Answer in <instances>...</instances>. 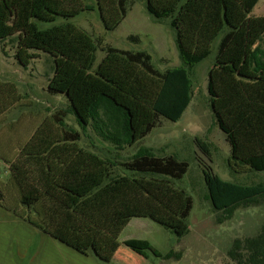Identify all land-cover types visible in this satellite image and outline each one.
I'll use <instances>...</instances> for the list:
<instances>
[{"label": "trees", "instance_id": "16d2710c", "mask_svg": "<svg viewBox=\"0 0 264 264\" xmlns=\"http://www.w3.org/2000/svg\"><path fill=\"white\" fill-rule=\"evenodd\" d=\"M130 0H0V42L14 44L21 68L44 54L51 61L45 92L66 99L80 133L61 124L58 142L40 140L36 148L0 143V208L81 255L109 263L118 243L108 230L118 215L148 218L177 237L189 233L192 198L172 185L188 163L175 155L160 157L140 147L126 162H116L76 146L90 129L122 151L136 146L159 119L176 122L191 102L193 69L216 54L207 74L209 108L230 145L228 167L234 174L264 172V16L253 17L258 0H139L155 22H168L181 65L161 72L145 51L106 47L94 67L95 40L71 19L98 10L105 31L117 29ZM40 29L38 22L54 23ZM137 42V38H130ZM21 100L14 85L0 81V118ZM59 143V144H58ZM208 156L206 145L196 140ZM3 145V146H2ZM1 146L3 148H1ZM119 165L129 174L117 175ZM206 198L222 219L240 207L264 205V184L227 182L203 171ZM123 245L147 258L161 255L149 242ZM228 264H264V224L235 238Z\"/></svg>", "mask_w": 264, "mask_h": 264}, {"label": "rangeland", "instance_id": "374dc122", "mask_svg": "<svg viewBox=\"0 0 264 264\" xmlns=\"http://www.w3.org/2000/svg\"><path fill=\"white\" fill-rule=\"evenodd\" d=\"M83 1L95 6V0ZM127 7L125 19L111 32L103 29L97 9L81 12L71 19L96 42L94 67L104 56L106 47L145 51L151 56L153 67L161 72L180 66L168 22L153 21L142 1L130 0ZM250 15L264 16V0H258ZM61 21L57 19L51 24L38 22L37 25L46 29ZM129 37L137 38V42ZM13 54L14 44L0 42V81L14 85L21 97L17 105L0 118V143L10 141L18 153V147L34 149V144L40 140L58 142L64 130L61 124L80 133L74 117L67 112L66 99L45 92L51 76L50 59L40 54L24 69L18 66ZM215 54L216 43L212 45L209 57L193 69L191 102L178 121L160 118L159 125L136 146L122 151L114 150L90 129L76 142L79 148L120 163L128 161L140 147L149 148L160 157L175 155L186 161V174L181 180L172 181V185L192 198L187 235L177 237L148 218L118 215L108 233L119 247L111 262L102 263L91 255L76 253L0 208V256L6 259L8 254L14 264H228L227 251L232 240L251 236L264 224V205L240 207L230 219H222V213L214 211L206 198L203 171L209 167L223 181L243 185L264 184V172L234 174L228 167L230 145L215 124L207 94V74ZM196 140L206 145L208 156L199 149ZM0 173L4 181L8 171L2 163ZM114 173L129 174L119 165ZM128 239L145 240L161 255L171 252L173 256L161 259L147 252L148 257L144 258L123 245Z\"/></svg>", "mask_w": 264, "mask_h": 264}, {"label": "crops", "instance_id": "0c3cea01", "mask_svg": "<svg viewBox=\"0 0 264 264\" xmlns=\"http://www.w3.org/2000/svg\"><path fill=\"white\" fill-rule=\"evenodd\" d=\"M7 252V250H5ZM77 253V252H76ZM79 254V253H78ZM6 259L2 258V256H0V264H14V262H12L9 259V255L7 254V256H5Z\"/></svg>", "mask_w": 264, "mask_h": 264}]
</instances>
